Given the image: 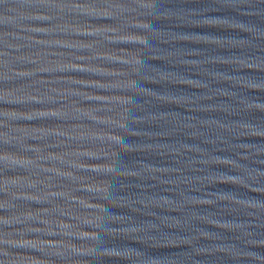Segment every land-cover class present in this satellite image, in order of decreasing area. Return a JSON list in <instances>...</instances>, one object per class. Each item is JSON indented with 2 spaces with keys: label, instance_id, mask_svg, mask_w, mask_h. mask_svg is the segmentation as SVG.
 I'll use <instances>...</instances> for the list:
<instances>
[{
  "label": "water",
  "instance_id": "1",
  "mask_svg": "<svg viewBox=\"0 0 264 264\" xmlns=\"http://www.w3.org/2000/svg\"><path fill=\"white\" fill-rule=\"evenodd\" d=\"M0 264H264V0H0Z\"/></svg>",
  "mask_w": 264,
  "mask_h": 264
}]
</instances>
